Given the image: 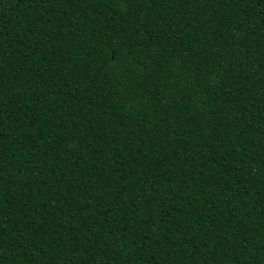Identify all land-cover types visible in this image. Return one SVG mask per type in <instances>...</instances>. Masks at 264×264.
<instances>
[{
	"label": "trees",
	"instance_id": "16d2710c",
	"mask_svg": "<svg viewBox=\"0 0 264 264\" xmlns=\"http://www.w3.org/2000/svg\"><path fill=\"white\" fill-rule=\"evenodd\" d=\"M0 264H264V0H0Z\"/></svg>",
	"mask_w": 264,
	"mask_h": 264
}]
</instances>
